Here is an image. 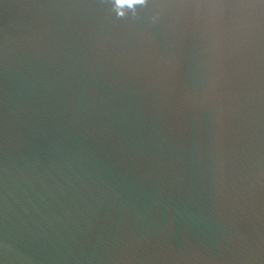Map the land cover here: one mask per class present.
I'll return each mask as SVG.
<instances>
[{
	"label": "water",
	"instance_id": "obj_1",
	"mask_svg": "<svg viewBox=\"0 0 264 264\" xmlns=\"http://www.w3.org/2000/svg\"><path fill=\"white\" fill-rule=\"evenodd\" d=\"M0 264H264V3L0 0Z\"/></svg>",
	"mask_w": 264,
	"mask_h": 264
},
{
	"label": "snow or ice",
	"instance_id": "obj_2",
	"mask_svg": "<svg viewBox=\"0 0 264 264\" xmlns=\"http://www.w3.org/2000/svg\"><path fill=\"white\" fill-rule=\"evenodd\" d=\"M139 2H143V0H139ZM261 3H264V0H260Z\"/></svg>",
	"mask_w": 264,
	"mask_h": 264
}]
</instances>
